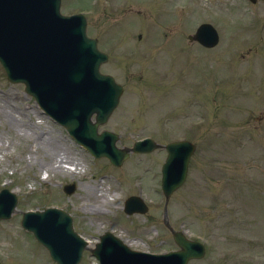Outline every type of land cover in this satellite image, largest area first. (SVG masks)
Returning <instances> with one entry per match:
<instances>
[{
  "label": "rangeland",
  "instance_id": "rangeland-1",
  "mask_svg": "<svg viewBox=\"0 0 264 264\" xmlns=\"http://www.w3.org/2000/svg\"><path fill=\"white\" fill-rule=\"evenodd\" d=\"M82 10L110 56L102 71L124 87L101 130L119 135V148L148 136L197 146L169 208L175 229L209 246L191 264H264V0H63L64 12ZM204 22L221 36L213 50L188 41ZM166 157L132 154L119 168L92 158L0 66V189L19 195L20 211L58 206L85 236L110 229L144 249L176 248L164 222ZM133 195L153 201L146 215L122 213ZM21 219L0 222L2 263L53 264Z\"/></svg>",
  "mask_w": 264,
  "mask_h": 264
},
{
  "label": "water",
  "instance_id": "water-1",
  "mask_svg": "<svg viewBox=\"0 0 264 264\" xmlns=\"http://www.w3.org/2000/svg\"><path fill=\"white\" fill-rule=\"evenodd\" d=\"M3 1L7 2L8 9L5 10L0 5V60L6 67L11 81L25 83L28 91L37 97L46 111L69 129V132L94 155L107 156L115 164H122L128 156L127 151L117 150L115 146L111 151L105 150L103 144L107 142L108 137L105 134L101 136L97 134L98 124L106 122L116 107L121 88L108 79L112 90L111 95L105 96L95 90L98 79L103 80L96 68L99 63L96 67H92L86 61L90 55H102L96 48V41L83 38V42L79 44L78 41L75 42L74 47L69 44L68 41L73 37L70 26L66 24L69 19L59 14L60 0L53 2V8L50 0H19L21 4L18 7L16 3L14 7H9L8 1L11 0ZM37 9H40L42 15L37 18L30 16L29 11ZM10 12L12 14L8 16ZM58 24L59 30L56 32ZM191 39L200 40L208 47L218 42L215 31L207 25L203 26ZM94 112L100 118L97 124L91 122ZM154 147L152 145L146 149H136V151ZM188 147L189 150H187ZM167 150L169 157L164 167V190L169 197L185 180L193 147L179 143L167 146ZM179 160L183 162L181 174L175 178L168 176L167 171L171 167L174 168L175 162ZM48 213H52V210L47 213L26 214L24 226L51 249L57 260L59 257L64 260L65 258L61 257L59 252L71 251L72 247L64 242L62 249L58 248L54 242L55 238L53 237V241L51 237L55 230H65L67 236L76 238L78 241L80 239L73 233L70 223L63 226L62 220H54L56 224L53 225L51 221H47ZM30 215L34 220H41V228L34 224L32 219L31 223L29 222ZM59 216L58 213L57 219L61 218ZM175 239L182 250L159 257V264H187L192 258L204 256L205 250L200 244L190 242L181 235H175ZM60 262L63 263L62 260Z\"/></svg>",
  "mask_w": 264,
  "mask_h": 264
}]
</instances>
